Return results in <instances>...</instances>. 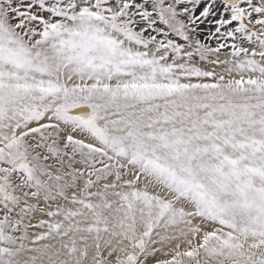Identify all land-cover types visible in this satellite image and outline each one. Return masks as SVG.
Instances as JSON below:
<instances>
[{
    "label": "snow or ice",
    "instance_id": "snow-or-ice-1",
    "mask_svg": "<svg viewBox=\"0 0 264 264\" xmlns=\"http://www.w3.org/2000/svg\"><path fill=\"white\" fill-rule=\"evenodd\" d=\"M0 264H264V0H0Z\"/></svg>",
    "mask_w": 264,
    "mask_h": 264
}]
</instances>
